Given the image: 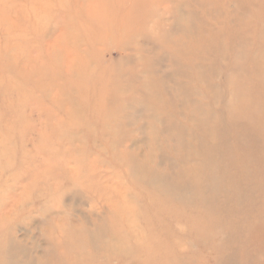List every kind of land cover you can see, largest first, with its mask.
I'll list each match as a JSON object with an SVG mask.
<instances>
[{"label": "rangeland", "instance_id": "374dc122", "mask_svg": "<svg viewBox=\"0 0 264 264\" xmlns=\"http://www.w3.org/2000/svg\"><path fill=\"white\" fill-rule=\"evenodd\" d=\"M1 205L0 264H264V0H0Z\"/></svg>", "mask_w": 264, "mask_h": 264}, {"label": "bare ground", "instance_id": "6f19581e", "mask_svg": "<svg viewBox=\"0 0 264 264\" xmlns=\"http://www.w3.org/2000/svg\"><path fill=\"white\" fill-rule=\"evenodd\" d=\"M44 181H45V179L43 180V182H44ZM40 183H42V181H41ZM40 183H39V179H38V181H37V185H38V184L40 185ZM55 184H56V185H59V184H61V181H60L59 179H56ZM4 209H5L4 206L1 205V206H0V212H1V210H4ZM80 263H82V260H80Z\"/></svg>", "mask_w": 264, "mask_h": 264}]
</instances>
